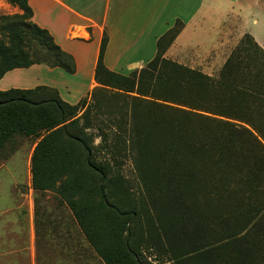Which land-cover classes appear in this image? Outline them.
I'll list each match as a JSON object with an SVG mask.
<instances>
[{"label": "trees", "instance_id": "obj_1", "mask_svg": "<svg viewBox=\"0 0 264 264\" xmlns=\"http://www.w3.org/2000/svg\"><path fill=\"white\" fill-rule=\"evenodd\" d=\"M6 1L19 7L22 14L1 18V28L7 34L8 42L0 38V80L13 69L42 63L74 73V58L61 49L47 29L33 21L34 12L29 0ZM180 23L158 40L155 58L130 76L106 67L104 54L108 36L105 34L96 69V80L102 88L136 91L143 96L151 93L156 108L172 113L167 140L162 137L149 142L140 140L139 152L143 156L136 162L138 171L143 174L141 178H148L145 176L149 167L158 174L153 182L146 179L147 189L156 181L171 178L167 194L164 186L160 187L161 196H153L162 197L159 206L174 194L171 187H180L182 181H186L191 193L193 186L196 187L191 181L199 176L201 165L209 168V178L225 175L224 180L215 185L218 191L214 194L212 206L206 208L209 226L201 230L200 225L188 228L186 221L192 214L166 224L164 214L167 216L175 209L170 206L169 210L162 211L152 202L149 212L155 216L151 222L155 240H152L154 246L147 247L161 251L160 245L164 246L163 241L167 240L174 253L167 258L175 264H183L192 257L207 259V256H213V252H217L216 259L200 264H264V94L248 90L232 92L225 82L165 59L166 50L181 30ZM39 51L43 54L39 55ZM162 64L171 68L163 72L160 70ZM237 67L238 64H227L225 73L235 71ZM159 76H165L167 81L176 78L172 93L156 92L155 86L148 90L153 80L157 85ZM241 96L249 97L247 101L252 99L253 103L246 100L241 103ZM158 100L167 104L161 105L156 102ZM86 101L85 97L77 104H70L55 88L45 85L0 90V151L17 135L38 138L31 163L34 189L50 190L62 196L107 264H145L133 249L132 240L139 239L140 233L141 238L147 240L143 232L151 233L149 226H143L147 208L137 201L125 207L117 200V193H113L116 187L115 164L107 159L96 160L86 133L91 128L89 108L79 115ZM82 120L84 124H81ZM159 140L167 145L163 147L164 143ZM170 141L172 145H168ZM163 150L166 154L157 160L155 153L161 155ZM189 201L183 202L182 206ZM182 210L191 212L188 207ZM195 220L192 216V221ZM190 231L204 239L197 247L192 249L189 245L187 247L191 250L180 254L177 234L186 236Z\"/></svg>", "mask_w": 264, "mask_h": 264}, {"label": "rangeland", "instance_id": "obj_2", "mask_svg": "<svg viewBox=\"0 0 264 264\" xmlns=\"http://www.w3.org/2000/svg\"><path fill=\"white\" fill-rule=\"evenodd\" d=\"M16 14H22L19 7L6 0H0V38L5 42H8V36L2 31L1 18ZM231 19L233 23H231L230 29L222 34L224 38L206 49H204L205 46L193 48L188 52L185 64L178 63L212 76L218 82H225L232 92L248 90L250 93L264 94V69H262L264 64V0H238ZM42 54L43 51H39V55ZM164 58L173 61L166 56ZM227 64L231 66L238 64V67L235 71L225 73ZM147 65L148 63L144 67ZM164 65H160V70L163 72L166 71V68H171ZM125 74H129V71L125 70ZM130 75L131 73L127 76ZM174 80L176 78L171 77L167 81L165 76H159L157 85L153 80L150 82L148 90L155 86L156 92L170 91L172 93V90L176 88ZM186 86L196 90L190 85ZM147 95L149 96H143L136 91L126 92L100 86L97 87L93 95L89 94L86 97L87 101L79 115L89 108L91 128L87 129L86 133L91 140L90 144L96 160L107 159L115 164L113 175L116 177V187L113 189V193H117V200L125 207L129 206L131 202L137 201L139 204L143 203L147 208L143 217V226L145 224L147 227L149 226L151 233L143 232V237L147 240L141 238V233L139 239H133V249L138 252L139 258L145 264H175L173 261H168L167 257L173 252H171L167 240L163 241L164 246L160 245L161 251L156 248L159 253L147 247L154 246L152 240H155L152 237L154 227L151 224L155 216L150 215L149 206L154 202L153 205L162 211L169 210L170 206L175 209V212L167 216L164 214L163 221L166 224H172L178 218L192 214L196 220L192 221L191 216V219L186 221L188 228L192 225H200L199 230H201L205 226H209L205 215L206 208L212 206V199L218 191L215 185L222 182L225 175L219 174L209 178L208 175L211 173L209 168L201 165L198 171L199 176L191 181L196 186H193L191 193L188 191L186 181H182L180 187H171L175 190L174 194L171 195V198L166 199L164 205L159 206L163 202L162 197L153 196L156 194L161 196L160 187L164 186L165 194H167V190L171 186L169 184L171 178L160 182L156 181L157 183L147 189L145 187L146 179L153 182L157 179L158 174L156 170H152L153 167H149L148 175L145 176L148 178H141L143 174L138 171L136 162L143 156H140L139 152L140 140L149 142L160 137L167 140L171 130L168 129L171 127L168 125L172 113L167 109L156 108L152 104L154 101L151 97L152 94ZM248 99L250 98L241 96L240 102ZM156 102L161 105L167 104L160 100ZM247 102L253 103V100ZM168 104L185 108L174 103ZM156 113L158 116L155 115ZM80 122L84 124V120ZM38 140L35 137L17 135L0 151V168L5 163L12 164L15 168V177H20L17 188L12 191L7 186L12 181L11 176L8 182H0V264H107L97 247L77 223L72 210L62 196L54 191H36L34 189L31 163ZM163 143V147H165L167 143ZM168 145H172V142H168ZM164 150L161 155L155 153L157 160L166 154ZM29 159L31 163L28 183L26 164ZM2 174L0 170V181L4 177ZM171 176L176 175L172 174ZM108 191L111 192L110 189ZM189 199L192 200L189 201ZM175 201L176 203H174ZM188 201L189 203L184 204V207L191 208V212L182 210V208L184 209L182 203ZM146 222L150 224L148 225ZM177 235L179 238L176 243L181 247L180 254L189 252L204 239L191 231L186 236ZM189 245H191L190 249L187 247ZM157 253L160 255L159 260L156 257ZM216 254L217 252H213V256H207V259L202 256L192 257L186 259L183 264L213 261L214 258L216 259ZM235 264L246 263L237 262Z\"/></svg>", "mask_w": 264, "mask_h": 264}, {"label": "crops", "instance_id": "obj_3", "mask_svg": "<svg viewBox=\"0 0 264 264\" xmlns=\"http://www.w3.org/2000/svg\"><path fill=\"white\" fill-rule=\"evenodd\" d=\"M237 2L29 0L34 12L33 21L47 29L61 49L74 58L76 70L70 73L62 67H50L45 63L13 69L0 80V90L45 85L55 88L64 101L77 104L100 86L96 80V69L105 34L108 36L104 54L106 67L129 75L155 58L158 40L178 22H181V30L165 56L185 64L190 50L202 46L209 48L224 38L222 34L233 23L231 16ZM125 70L129 74H125ZM30 163L29 159L26 164L28 183ZM0 170L4 175L0 182H8L11 176L12 181L7 186L10 191L16 189L20 177H15L13 165L5 163Z\"/></svg>", "mask_w": 264, "mask_h": 264}]
</instances>
